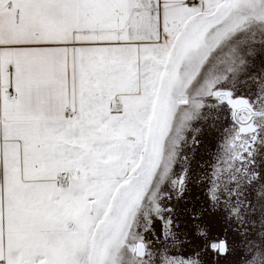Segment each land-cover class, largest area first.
Wrapping results in <instances>:
<instances>
[{
    "label": "snow or ice",
    "instance_id": "6c2138e0",
    "mask_svg": "<svg viewBox=\"0 0 264 264\" xmlns=\"http://www.w3.org/2000/svg\"><path fill=\"white\" fill-rule=\"evenodd\" d=\"M0 264H264V0H0Z\"/></svg>",
    "mask_w": 264,
    "mask_h": 264
}]
</instances>
